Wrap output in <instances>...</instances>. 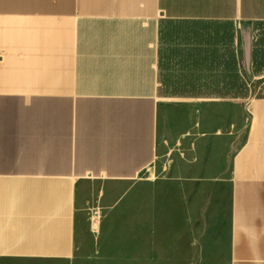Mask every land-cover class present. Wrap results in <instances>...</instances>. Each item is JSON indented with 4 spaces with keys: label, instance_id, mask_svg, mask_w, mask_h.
Masks as SVG:
<instances>
[{
    "label": "crops",
    "instance_id": "crops-1",
    "mask_svg": "<svg viewBox=\"0 0 264 264\" xmlns=\"http://www.w3.org/2000/svg\"><path fill=\"white\" fill-rule=\"evenodd\" d=\"M259 92L264 0H0V264L70 259L91 180L136 181L139 253L264 264Z\"/></svg>",
    "mask_w": 264,
    "mask_h": 264
},
{
    "label": "rangeland",
    "instance_id": "rangeland-1",
    "mask_svg": "<svg viewBox=\"0 0 264 264\" xmlns=\"http://www.w3.org/2000/svg\"><path fill=\"white\" fill-rule=\"evenodd\" d=\"M257 95L264 96V92ZM140 190L151 195L152 186H141ZM137 211L136 181L82 182L76 191L74 255L67 261H16L8 264H206L169 262L167 246L160 256L153 255L150 237L144 240L141 236L139 253ZM144 241L149 245L143 251Z\"/></svg>",
    "mask_w": 264,
    "mask_h": 264
},
{
    "label": "trees",
    "instance_id": "trees-1",
    "mask_svg": "<svg viewBox=\"0 0 264 264\" xmlns=\"http://www.w3.org/2000/svg\"><path fill=\"white\" fill-rule=\"evenodd\" d=\"M249 94V87L246 82L242 79L239 85L226 86L224 96L225 97H240L247 98Z\"/></svg>",
    "mask_w": 264,
    "mask_h": 264
}]
</instances>
